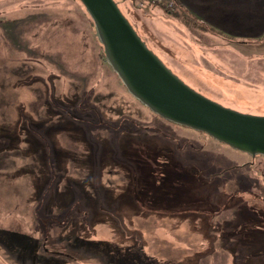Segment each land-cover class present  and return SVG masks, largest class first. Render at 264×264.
Wrapping results in <instances>:
<instances>
[{
    "label": "rangeland",
    "instance_id": "obj_1",
    "mask_svg": "<svg viewBox=\"0 0 264 264\" xmlns=\"http://www.w3.org/2000/svg\"><path fill=\"white\" fill-rule=\"evenodd\" d=\"M78 1L0 0V264H264V156L132 97ZM117 1L189 87L264 115V0L211 21L182 5L207 29L189 36Z\"/></svg>",
    "mask_w": 264,
    "mask_h": 264
},
{
    "label": "water",
    "instance_id": "obj_2",
    "mask_svg": "<svg viewBox=\"0 0 264 264\" xmlns=\"http://www.w3.org/2000/svg\"><path fill=\"white\" fill-rule=\"evenodd\" d=\"M106 63L128 93L164 120L252 158L264 156V115L225 107L189 87L146 45L115 0H79Z\"/></svg>",
    "mask_w": 264,
    "mask_h": 264
},
{
    "label": "crops",
    "instance_id": "obj_3",
    "mask_svg": "<svg viewBox=\"0 0 264 264\" xmlns=\"http://www.w3.org/2000/svg\"><path fill=\"white\" fill-rule=\"evenodd\" d=\"M180 6L185 5L188 12L211 21L228 9L229 2L225 0H176ZM245 3L246 0H240ZM255 2V0H253ZM219 14V15H218ZM211 226V225H210ZM212 227V226H211Z\"/></svg>",
    "mask_w": 264,
    "mask_h": 264
},
{
    "label": "trees",
    "instance_id": "obj_4",
    "mask_svg": "<svg viewBox=\"0 0 264 264\" xmlns=\"http://www.w3.org/2000/svg\"><path fill=\"white\" fill-rule=\"evenodd\" d=\"M117 3H118V1L117 0H115ZM132 2H133V4H134V6H140L139 5V0H131ZM79 2V4H81L80 3V1H78ZM147 2V1H146ZM175 2L177 3V4H179L176 0H175ZM145 3V2H144ZM147 3H149V2H147ZM149 4H151V3H149ZM151 5H153V6H157V7H159V8H161V10H163L165 13H168V14H171V15H174L175 16V18H177L179 21H181L182 23H183V25L185 26V30H186V35H188L189 36V30L190 31H193V32H198V30L200 29L201 30V32L202 31H207V29H206V27H204L203 26V24H196V23H194V22H189V21H187V20H185L184 18H183V16H182V14L180 13L181 11H179V9H173V10H170V9H168V8H166L164 5H155V4H151ZM118 6H119V4H118ZM81 7H82V11H83V14L84 15H86L87 17H88V20L91 22V19L89 18V16H88V14L86 13V11H85V9H84V7L81 5ZM119 8H120V6H119ZM120 10H121V8H120ZM121 12H122V10H121ZM123 13V12H122ZM123 15L125 16V14L123 13ZM126 17V16H125ZM127 18V17H126ZM128 19V18H127ZM129 21V20H128ZM130 22V21H129ZM131 23V22H130ZM132 25V24H131ZM135 29V28H134ZM137 32V31H136ZM200 32V31H199ZM138 33V32H137ZM138 35L141 37V35L138 33ZM149 36H150V38L151 39H153V36H152V34L151 33H149ZM141 39L143 40V38L141 37ZM150 39V40H151ZM143 41H145V40H143ZM153 41V40H152ZM146 43V42H145ZM146 45L148 46V44L146 43ZM202 46V45H201ZM148 48H150L149 46H148ZM161 50H163V51H166L167 50V48L164 46V45H162L161 44V46L159 47ZM101 52H100V56H101V58H104V56H103V47H102V45H101ZM151 49V48H150ZM152 50V49H151ZM153 51V50H152ZM154 52V51H153ZM155 53V52H154ZM156 54V53H155ZM157 55V54H156ZM158 56V55H157ZM66 212H68V210L66 211ZM69 215V214H68ZM64 216V215H63ZM67 219H68V217H61V220H62V222L63 221H67ZM61 222V223H62ZM57 224H60L59 222H57ZM44 239H48V230H47V228H46V230L44 231ZM42 246H43V249L46 251L47 249H45L46 248V242H45V240L43 241V243H42ZM47 252V251H46ZM49 253H52L51 251H48ZM205 261H201V262H199V264H205L204 263Z\"/></svg>",
    "mask_w": 264,
    "mask_h": 264
},
{
    "label": "built area",
    "instance_id": "obj_5",
    "mask_svg": "<svg viewBox=\"0 0 264 264\" xmlns=\"http://www.w3.org/2000/svg\"><path fill=\"white\" fill-rule=\"evenodd\" d=\"M146 1L151 4H155V5L162 4L170 10L178 9L180 7V5L175 2V0H139V5H141L143 2H146Z\"/></svg>",
    "mask_w": 264,
    "mask_h": 264
}]
</instances>
